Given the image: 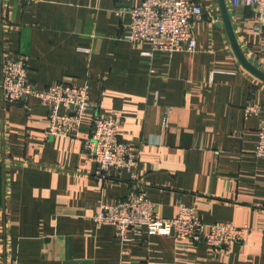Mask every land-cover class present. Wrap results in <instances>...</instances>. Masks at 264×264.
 <instances>
[{"label":"crops","instance_id":"obj_1","mask_svg":"<svg viewBox=\"0 0 264 264\" xmlns=\"http://www.w3.org/2000/svg\"><path fill=\"white\" fill-rule=\"evenodd\" d=\"M143 0H0V71L23 57L34 89L88 86L96 112L124 117L122 138L140 146L139 174L162 218L181 206L205 225L248 228L241 243L215 250L203 241L150 235L117 237L97 226L101 206L135 188L125 170L107 178L84 143L94 111L72 136H48L47 108L37 97L0 103V264H264V159L255 156L264 124V81L238 60L217 0L194 22L193 51L145 57L147 44L123 40L128 11ZM246 59L264 73V38L252 11L229 7ZM254 106L257 114L245 116Z\"/></svg>","mask_w":264,"mask_h":264},{"label":"built area","instance_id":"obj_2","mask_svg":"<svg viewBox=\"0 0 264 264\" xmlns=\"http://www.w3.org/2000/svg\"><path fill=\"white\" fill-rule=\"evenodd\" d=\"M27 4L38 0H24ZM229 7L249 8L255 19L254 31L264 38V0H228ZM229 10V9H228ZM130 23L123 40L131 44H147L145 57L193 51L197 46L194 22L203 16V7L193 0H143L129 11ZM29 97H37L48 110V136H72L81 128V119L93 110L92 131L84 148L98 168V176L108 177L111 169L125 170L135 188L129 195L110 205L101 206L93 220L97 226L110 225L117 229V237L126 238L130 231L144 228L150 235L191 238L203 241L215 250H228L241 243L248 231L231 221L210 225V232L202 237L204 224L195 208L181 206L174 219L162 218L156 205L148 198L139 174L140 146L122 138L124 117L119 114L102 115L89 98L88 86L57 84L45 91L34 89L27 77L25 58L6 60L0 71V103L5 107L20 104ZM254 106L245 108V116L257 114ZM255 156L264 159V124L258 129Z\"/></svg>","mask_w":264,"mask_h":264},{"label":"water","instance_id":"obj_3","mask_svg":"<svg viewBox=\"0 0 264 264\" xmlns=\"http://www.w3.org/2000/svg\"><path fill=\"white\" fill-rule=\"evenodd\" d=\"M219 8H220V12H221V19L222 21L219 22L217 24L218 27H220L221 25L224 26L230 44L232 46V49L234 51V53L236 54L238 60L240 61L241 65L248 70L250 73H252L253 75H255L257 78L261 79L264 81V73L259 70L258 68H256L254 65H252L245 57L244 53L242 52L239 43L237 41L236 35L234 33V30L232 28V24H231V20H230V16H229V10L226 4V0H217Z\"/></svg>","mask_w":264,"mask_h":264}]
</instances>
